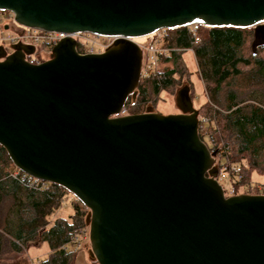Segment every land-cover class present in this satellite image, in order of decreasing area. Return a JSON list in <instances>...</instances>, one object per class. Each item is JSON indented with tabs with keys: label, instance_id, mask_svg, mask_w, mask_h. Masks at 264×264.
Instances as JSON below:
<instances>
[{
	"label": "water",
	"instance_id": "95a60500",
	"mask_svg": "<svg viewBox=\"0 0 264 264\" xmlns=\"http://www.w3.org/2000/svg\"><path fill=\"white\" fill-rule=\"evenodd\" d=\"M24 27L112 39L78 55L61 39L38 64L32 46L0 47V148L20 173L85 210L96 264H264V195L224 196L216 152L197 134L187 86L179 113L117 115L134 97L141 52L161 30L251 29L264 46V0H0Z\"/></svg>",
	"mask_w": 264,
	"mask_h": 264
},
{
	"label": "trees",
	"instance_id": "16d2710c",
	"mask_svg": "<svg viewBox=\"0 0 264 264\" xmlns=\"http://www.w3.org/2000/svg\"><path fill=\"white\" fill-rule=\"evenodd\" d=\"M199 31L203 32L198 40L188 28L164 34L161 42L169 52L165 58L156 56L155 64L175 63L177 50L191 51L207 95L206 105H210L205 109L206 120H198L197 134L209 151L216 152L215 167L223 169L222 182L230 186L223 190L224 196L264 195V188L250 182L252 172L264 177V46L254 53L249 48L246 56L243 49L252 35L250 30ZM175 73L174 68L156 74L142 71L135 90L136 110L129 113L124 105L125 112L142 113L150 97H158L173 85ZM236 86L243 91H236ZM6 160L0 148V163ZM15 173L6 174L0 168V255L5 248L19 253L38 240L48 247L47 256L38 264H74L76 252H72L69 240L84 227V214L72 204V216L50 220L66 192L52 184H32L19 171Z\"/></svg>",
	"mask_w": 264,
	"mask_h": 264
},
{
	"label": "rangeland",
	"instance_id": "374dc122",
	"mask_svg": "<svg viewBox=\"0 0 264 264\" xmlns=\"http://www.w3.org/2000/svg\"><path fill=\"white\" fill-rule=\"evenodd\" d=\"M8 18L9 17H7L6 15L0 14V35L8 34L13 36L11 30H6V31L3 30V24H8L9 26L12 24L10 23L11 21H9ZM173 30L165 31L164 34L171 33ZM248 30H250L252 33L251 29ZM201 32L203 31L198 32L197 30L195 32V34L193 35L195 40L196 39L198 40V36ZM109 41L110 40H104L105 43H108ZM147 41H149V39H146V42ZM251 41H252V35L248 39V41H246V44L243 49V54L246 56L249 54L248 51L250 48ZM1 45L8 53L10 52V48H9L10 44L8 42H4L3 44L0 42V46ZM155 48L157 50H162L163 48H165L160 39L155 43ZM176 53L179 54V59L177 62L175 63H172L171 61L164 63L160 62L159 64H154L149 69L150 72L154 71V73L156 74L174 68L177 73H175L173 77L174 78L173 85L167 90L160 92L158 97L156 98L150 97L149 100L150 103L147 104L146 106L150 107L152 111L159 113L161 115L175 114L177 113L178 109L175 108L174 96L180 88L187 86L189 90V96L191 99L192 107L194 110L197 111V120L199 119L206 120L205 109L207 108V106L210 105H206L208 101L207 95L204 90V85L198 77L197 68L192 53L190 50H184V51L177 50ZM33 58L42 60L43 54L40 52L39 53L35 52ZM236 91H243V89H238L236 86ZM135 96L136 93L134 97ZM134 97L129 96L124 104L127 105L126 108L129 113H132L136 110L137 101H135L136 99H134ZM219 111L220 113H223L221 110ZM0 168L2 172L6 174H11V173L13 174L16 170L9 159L8 161L7 160L4 161V163H0ZM250 182L252 183V185H256L257 188L258 187L264 188V177L258 175L255 172L251 173ZM219 185L223 190H227L228 188H230L228 182L226 181L219 183ZM241 192L242 190H239V193ZM72 204L78 206L81 213H83L85 216L86 210L80 204H78L71 195L66 193L59 207H57L50 215V220H54L56 217L67 218L71 216L73 213ZM87 232L88 231L85 226L75 231L76 240L78 244V248L75 251L76 253L80 252L81 254L86 255V253L89 251ZM47 253H48V247L46 243L44 242L39 243L38 240H35L33 243L23 247L19 253L10 251L9 249L5 248L3 253L0 255V264H38L40 261L45 259ZM85 260L86 258L84 259V261ZM89 262H91L92 264H96L94 261H91L90 259Z\"/></svg>",
	"mask_w": 264,
	"mask_h": 264
},
{
	"label": "built area",
	"instance_id": "2783aa9c",
	"mask_svg": "<svg viewBox=\"0 0 264 264\" xmlns=\"http://www.w3.org/2000/svg\"><path fill=\"white\" fill-rule=\"evenodd\" d=\"M0 14H5L7 17H9L10 23H12L9 27L11 28V31L13 33V36L11 35H0V42L3 44L4 42H8L9 44L14 43H30V44H36V43H42L45 47H53L56 45L61 39L64 38H70L74 40L75 46L74 50L78 55H90V54H96L100 53L103 50H105L110 44L105 43L104 40H112L109 38H101V37H95L89 34H65V33H46L40 30L30 29L27 27H24L22 25L17 24L10 13L7 12H0ZM202 28L198 24H193L188 27V30L194 35L195 32ZM168 30H161L156 33H152L147 36H143V41L140 42H133L140 50L141 52V72L149 70L156 61V56H160L162 58L167 57V54L169 52L168 49L163 48L162 50H157L155 48V43L160 39L163 38L164 32ZM146 39H149V41L146 42ZM2 46V45H1ZM29 64H38L42 61L35 60V59H24ZM127 115L125 112L124 107L121 109L118 117H122ZM215 166H216V157H215ZM12 174V173H11ZM13 175H16L14 172ZM24 175V174H23ZM26 176V175H25ZM224 174L223 169L217 170V177L216 181L222 182L224 180ZM28 180H31L32 184L36 183V181L33 178H30L26 176ZM40 182V181H38ZM218 182V184H219ZM42 185L45 186L47 183L40 182ZM258 189H261L260 187ZM262 195V194H258ZM69 244L72 247V252H75L78 248L77 240H76V234L74 233L69 240Z\"/></svg>",
	"mask_w": 264,
	"mask_h": 264
},
{
	"label": "flooded vegetation",
	"instance_id": "af4514ba",
	"mask_svg": "<svg viewBox=\"0 0 264 264\" xmlns=\"http://www.w3.org/2000/svg\"><path fill=\"white\" fill-rule=\"evenodd\" d=\"M3 15H5V14H3ZM3 30L4 31H6V30H11V28L7 25V24H3ZM112 42V40H110L109 42H108V44H110ZM15 44V43H14ZM20 44H22V45H27V46H32V48H33V52H32V54H30V55H26L25 57H24V59H30V60H32V59H34L33 58V55L35 54V52H40V53H42L43 54V58H42V60H40V59H35V60H40V61H45V60H47L49 57H50V52H51V49H52V47H45L42 43H36V44H30V43H21L20 42ZM12 44H10V46H11ZM5 50V49H4ZM5 52H6V54H9V53H11V50H10V52L8 53L6 50H5ZM190 98V97H189ZM144 112V111H143ZM142 112V113H143ZM154 112V111H153ZM177 113H179V111L177 110ZM177 113H175V114H177ZM127 114H129V113H127ZM138 114V113H137Z\"/></svg>",
	"mask_w": 264,
	"mask_h": 264
},
{
	"label": "crops",
	"instance_id": "0c3cea01",
	"mask_svg": "<svg viewBox=\"0 0 264 264\" xmlns=\"http://www.w3.org/2000/svg\"><path fill=\"white\" fill-rule=\"evenodd\" d=\"M2 35V34H1ZM2 48H4L3 46H0ZM73 214V213H72ZM72 216V215H71ZM60 218H63V217H60ZM48 254V253H47ZM47 256V255H46ZM86 258V262L84 261V259ZM88 259V260H87ZM74 264H92L91 262H89V257L86 253V255H83L81 254L80 252L79 253H76V256H75V261H74Z\"/></svg>",
	"mask_w": 264,
	"mask_h": 264
},
{
	"label": "bare ground",
	"instance_id": "6f19581e",
	"mask_svg": "<svg viewBox=\"0 0 264 264\" xmlns=\"http://www.w3.org/2000/svg\"><path fill=\"white\" fill-rule=\"evenodd\" d=\"M140 41H143V37L132 39V42H140Z\"/></svg>",
	"mask_w": 264,
	"mask_h": 264
}]
</instances>
